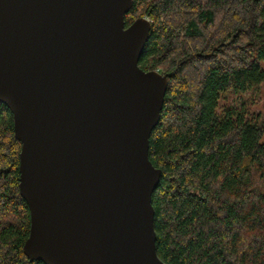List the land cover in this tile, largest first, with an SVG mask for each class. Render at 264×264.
<instances>
[{"label": "water", "instance_id": "1", "mask_svg": "<svg viewBox=\"0 0 264 264\" xmlns=\"http://www.w3.org/2000/svg\"><path fill=\"white\" fill-rule=\"evenodd\" d=\"M132 6L0 0V103L22 144L31 262L167 264L152 204L162 171L149 149L169 76L140 68L152 23L127 27Z\"/></svg>", "mask_w": 264, "mask_h": 264}, {"label": "trees", "instance_id": "2", "mask_svg": "<svg viewBox=\"0 0 264 264\" xmlns=\"http://www.w3.org/2000/svg\"><path fill=\"white\" fill-rule=\"evenodd\" d=\"M151 21L139 61L169 76L149 158L167 264H264V116L233 105L264 85V0H133L126 26ZM226 44L227 42H229ZM11 111L0 103V264L31 262Z\"/></svg>", "mask_w": 264, "mask_h": 264}, {"label": "rangeland", "instance_id": "3", "mask_svg": "<svg viewBox=\"0 0 264 264\" xmlns=\"http://www.w3.org/2000/svg\"><path fill=\"white\" fill-rule=\"evenodd\" d=\"M226 44H228V42ZM233 105L249 109L257 113L261 112L264 116V85H262L258 90L247 91L242 96H238L236 100L233 101Z\"/></svg>", "mask_w": 264, "mask_h": 264}]
</instances>
